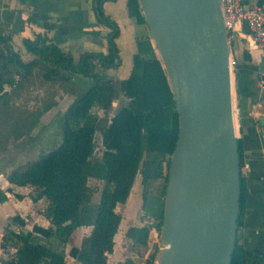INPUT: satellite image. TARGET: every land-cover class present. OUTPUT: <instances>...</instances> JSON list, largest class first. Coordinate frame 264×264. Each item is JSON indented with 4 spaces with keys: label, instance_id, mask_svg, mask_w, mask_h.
Instances as JSON below:
<instances>
[{
    "label": "trees",
    "instance_id": "obj_1",
    "mask_svg": "<svg viewBox=\"0 0 264 264\" xmlns=\"http://www.w3.org/2000/svg\"><path fill=\"white\" fill-rule=\"evenodd\" d=\"M103 1L95 0V12L100 21L111 27L107 53L84 51L74 61L55 44L38 36L34 40H23L25 49L33 56L25 61L21 53L14 50L10 36L0 30V99L21 87L22 82L13 86L15 73L24 78L39 67L45 80L69 83L68 93L72 96L63 114L60 143L24 169L6 175L9 183L33 186L38 190V198L47 200L45 217L49 225L34 224L26 231L9 229L7 233L14 253L0 259V264H66L67 255L81 264H108V254L113 251L114 236L122 220L117 207L126 202L138 173L143 184L164 179L159 208L153 214V229L161 235L169 167L179 130L176 102L151 36L137 39L128 77L118 79L109 74L108 70L118 67L121 59L115 43L118 28L104 13ZM125 2L128 16L137 24H146L139 0ZM243 58L250 60V54L244 51ZM73 75L90 78L91 85L79 86ZM6 86L10 90H6ZM119 95L127 97L129 103L101 130L104 151L100 159L92 161L94 135L100 120L92 107L95 103L109 106ZM238 148L241 164L239 141ZM90 177L104 181L94 205L89 202L87 181ZM8 191L0 188V203L8 199ZM16 197L21 199L22 195ZM245 198L240 177L238 226ZM10 219L11 223L22 227L26 224L20 215ZM81 226H91L88 236L80 246H72L66 252L69 237ZM150 234L147 226H130L126 232L132 245L145 247ZM157 250L155 247L142 264H153ZM115 264H132V260L126 258ZM230 264L261 263L235 238Z\"/></svg>",
    "mask_w": 264,
    "mask_h": 264
},
{
    "label": "water",
    "instance_id": "obj_2",
    "mask_svg": "<svg viewBox=\"0 0 264 264\" xmlns=\"http://www.w3.org/2000/svg\"><path fill=\"white\" fill-rule=\"evenodd\" d=\"M152 4L155 32L150 28V33L176 102L179 129L155 259L166 226L167 247L160 264H230L241 171L233 70L219 0H152ZM173 169L178 173L176 207L167 217Z\"/></svg>",
    "mask_w": 264,
    "mask_h": 264
},
{
    "label": "rangeland",
    "instance_id": "obj_3",
    "mask_svg": "<svg viewBox=\"0 0 264 264\" xmlns=\"http://www.w3.org/2000/svg\"><path fill=\"white\" fill-rule=\"evenodd\" d=\"M135 30L138 38L151 36L146 24L136 26ZM231 40L232 37L229 40V51L233 60L236 61L234 57L236 50H242L243 53L246 45H239L234 40L230 43ZM154 46L156 54L160 56L155 43ZM252 52L254 55L257 54L255 49ZM26 59L24 57L25 61ZM73 59L77 60L75 56ZM233 68L234 85L236 64ZM129 71L130 67L124 66L108 72L115 78V76H126ZM41 72L42 69L39 67L30 76L24 78L22 74L15 73L13 86L22 82L21 87L16 92L11 91L9 96L0 99V188L9 189L8 198H10L4 202L6 204L4 207L3 205L0 207V259L8 258L14 253L10 245L11 238L7 233L9 229L26 231L30 230L34 224L48 225L45 217L47 200L44 197L38 198V190L33 186L11 187L6 180L8 173L24 169L29 163L56 147L61 140L63 114L72 100L68 93L70 85L61 81L45 80ZM73 79L81 87L90 86L92 81L82 75H76ZM5 89L10 90V87L6 86ZM128 103L127 97L119 95L109 106L95 103L92 107V111L100 118L94 135L95 149L91 157L92 161L100 159L104 151L101 130L109 123L111 117ZM87 184L89 202L94 205L99 200L104 181L90 177ZM163 184V178L149 180L143 184L141 175L137 174L127 201L117 207L122 214V221L115 238V248L109 256V264H114L116 260L124 261L126 258H130L132 264H140L155 247L159 248L161 235H157L153 229V214L159 208ZM16 194H21L23 199L17 198ZM14 215L23 217L26 220L25 226L11 223L10 218ZM130 226H147L150 229V239L146 247L132 245L126 235ZM90 229L91 226L76 229L68 239L66 252L72 246H80L88 236ZM3 244L6 247H2ZM66 264L81 263L67 256Z\"/></svg>",
    "mask_w": 264,
    "mask_h": 264
},
{
    "label": "crops",
    "instance_id": "obj_4",
    "mask_svg": "<svg viewBox=\"0 0 264 264\" xmlns=\"http://www.w3.org/2000/svg\"><path fill=\"white\" fill-rule=\"evenodd\" d=\"M241 1L245 5L264 2ZM102 9L118 28L115 43L121 63L108 71L124 66H129L131 71L132 56L137 51L138 36L135 34V27L140 24L128 16L125 0H104ZM0 30L10 36L14 50L21 53L23 60L24 57L26 60L33 57L25 49L23 40H34L38 36L55 44L72 59L74 56L78 59L84 51L107 53V36L111 27L99 20L95 12V0H0ZM233 40L239 45H246L244 51L250 54V60L243 58L242 50H236L234 55V112L241 154L240 171L246 191L245 206L236 238L239 244L255 254L258 261L264 264V85L262 86L258 75L264 69V58L260 49L250 47L245 26L232 34L230 43ZM253 49L257 50L256 55L252 52ZM130 71L126 76L115 78L124 79ZM9 185L18 186L11 183ZM4 202L0 203V207L6 205ZM119 261L116 260L115 263Z\"/></svg>",
    "mask_w": 264,
    "mask_h": 264
},
{
    "label": "built area",
    "instance_id": "obj_5",
    "mask_svg": "<svg viewBox=\"0 0 264 264\" xmlns=\"http://www.w3.org/2000/svg\"><path fill=\"white\" fill-rule=\"evenodd\" d=\"M219 5L228 42L234 32L245 26L250 38V47L260 49L264 58V2L245 5L241 0H219ZM234 64L235 61L230 53L232 70H234ZM258 75L263 86L264 69Z\"/></svg>",
    "mask_w": 264,
    "mask_h": 264
},
{
    "label": "bare ground",
    "instance_id": "obj_6",
    "mask_svg": "<svg viewBox=\"0 0 264 264\" xmlns=\"http://www.w3.org/2000/svg\"><path fill=\"white\" fill-rule=\"evenodd\" d=\"M139 2L144 9L143 10L141 8L142 12H145L146 17H147V21H146L147 27L149 28V30L151 28L153 32H155V17H154V8H153L152 0H139ZM235 123H236V120H235ZM177 178H178V173L175 169H173L171 177H170V181H169V188H168L167 217L171 216V214L174 212L175 207H176L175 196H176V191H177V188H176ZM168 232H169L168 228L165 226L164 231H163V241L161 243L162 245L155 259L154 264H160L164 248L167 247L166 234Z\"/></svg>",
    "mask_w": 264,
    "mask_h": 264
}]
</instances>
